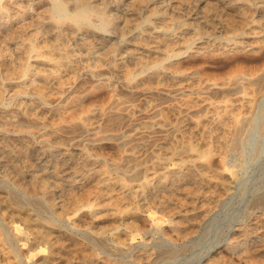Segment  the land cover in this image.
<instances>
[{
	"label": "rangeland",
	"instance_id": "1",
	"mask_svg": "<svg viewBox=\"0 0 264 264\" xmlns=\"http://www.w3.org/2000/svg\"><path fill=\"white\" fill-rule=\"evenodd\" d=\"M0 24V264H264V0H0Z\"/></svg>",
	"mask_w": 264,
	"mask_h": 264
},
{
	"label": "bare ground",
	"instance_id": "2",
	"mask_svg": "<svg viewBox=\"0 0 264 264\" xmlns=\"http://www.w3.org/2000/svg\"><path fill=\"white\" fill-rule=\"evenodd\" d=\"M221 1V0H220ZM223 1V0H222ZM225 1V0H224ZM232 1V0H231ZM246 1V0H245ZM238 2H239V0H238ZM224 3V2H223ZM242 3V2H241ZM246 3V2H245ZM226 4H227V2H226ZM232 4V3H231ZM249 5V4H248ZM223 6V5H222ZM226 6V5H225ZM243 6V5H242ZM234 7V6H233ZM240 7V6H239ZM255 7V6H254ZM243 8H247V7H243ZM252 9H253V7H251ZM19 9V8H18ZM231 9H232V7H231ZM234 9V8H233ZM255 9V8H254ZM261 9V8H260ZM17 10V9H16ZM27 10V9H26ZM229 10V9H228ZM246 10V9H245ZM249 11H251L250 9H249ZM254 11V10H253ZM231 12V11H230ZM233 12V11H232ZM235 13V12H234ZM242 13V12H241ZM18 15H19V13H18ZM242 15V14H241ZM247 15H248V13H247ZM15 16V15H14ZM18 17V16H17ZM16 17V18H17ZM239 17V16H238ZM242 17V16H241ZM248 17V16H247ZM250 17V16H249ZM3 19H4V17H3ZM6 19V18H5ZM13 19V18H12ZM27 19V18H26ZM9 20V19H8ZM39 22V21H38ZM240 22V21H239ZM241 23V22H240ZM9 24V23H8ZM45 24V23H44ZM0 25H2V24H0ZM257 25V24H256ZM43 26V25H42ZM46 26V25H45ZM44 26V27H45ZM4 27V26H3ZM60 27V26H59ZM51 28V27H50ZM42 30V29H41ZM243 30V29H242ZM28 31V30H27ZM153 31V30H152ZM32 32V31H31ZM25 33V32H24ZM30 33V32H29ZM28 34V33H27ZM39 34V33H38ZM256 34V33H255ZM58 35V34H57ZM27 36V35H26ZM29 36V35H28ZM30 37V36H29ZM149 37V36H148ZM151 37V36H150ZM163 37V36H162ZM169 37H171V36H169ZM263 37V36H262ZM262 37H260V39L262 38ZM31 38H32V36H31ZM166 38V37H165ZM167 39V38H166ZM174 39V38H173ZM264 39V38H263ZM256 40V39H255ZM254 40V41H255ZM165 41V40H164ZM170 41V40H169ZM22 42V41H21ZM155 42V41H154ZM19 43V42H18ZM23 43V42H22ZM39 43V42H38ZM168 43V42H167ZM172 43V42H171ZM175 43V42H174ZM257 43V42H256ZM255 43V44H256ZM40 44V43H39ZM205 44V43H204ZM203 44V45H204ZM216 44V43H215ZM38 45V44H37ZM161 45V44H160ZM243 45V44H242ZM134 46V45H133ZM137 46V45H136ZM216 46V45H215ZM214 46V47H215ZM17 47V46H16ZM140 47V46H139ZM142 47V46H141ZM144 47V46H143ZM222 47V46H221ZM231 47V46H230ZM246 47V46H245ZM257 47V46H256ZM38 48H39V46H38ZM152 48V47H151ZM143 49V48H142ZM208 49V48H207ZM209 49H210V47H209ZM215 49H216V47H215ZM251 49V48H250ZM21 50V49H20ZM24 50V49H23ZM149 50V49H148ZM210 50H212V49H210ZM220 50V49H219ZM249 50V49H248ZM49 51V50H48ZM144 51V50H143ZM225 51V50H224ZM230 51V50H229ZM50 53H51V50H50ZM145 53H147V52H145ZM152 53V52H151ZM206 53V52H205ZM37 54V53H36ZM49 54V53H48ZM133 54V53H132ZM153 54V53H152ZM215 54V53H214ZM46 55V54H45ZM44 55V56H45ZM50 55V54H49ZM6 56V55H5ZM165 56V55H164ZM2 57V56H1ZM4 57V56H3ZM2 57V58H3ZM34 57V56H33ZM43 57V56H42ZM5 58V57H4ZM3 58V59H4ZM55 60V59H54ZM6 61V60H5ZM29 61V60H28ZM35 61V60H34ZM41 61V60H40ZM47 61H50V60H47ZM56 63V62H55ZM235 63V62H234ZM35 64V63H34ZM33 64V65H34ZM42 64V63H41ZM64 64V63H63ZM105 64H107V63H105ZM20 65V64H19ZM42 65H44V64H42ZM56 65V64H55ZM122 65H123V63H122ZM46 66V65H45ZM50 66V65H49ZM120 66V65H119ZM125 66V65H124ZM38 67V66H37ZM52 67V66H51ZM56 67V66H55ZM57 67H60V66H57ZM145 67V66H144ZM155 67V66H154ZM29 68V67H28ZM58 69V68H57ZM113 69V68H112ZM119 70V69H118ZM27 71V70H26ZM34 71V70H33ZM32 71V72H33ZM37 71V70H36ZM125 71V70H124ZM104 73V72H103ZM107 73V72H106ZM119 73V72H118ZM121 73V72H120ZM192 73H193V71H192ZM196 73V72H195ZM244 73V72H243ZM32 74V73H31ZM176 74V73H175ZM181 74V73H180ZM189 74V73H188ZM197 74V73H196ZM35 75V74H34ZM158 75V74H157ZM169 75V74H168ZM191 75V74H190ZM239 75H241V74H239ZM184 76V75H183ZM23 77V76H22ZM32 78H33V76H31ZM263 77V76H262ZM38 78V77H37ZM42 78V77H41ZM158 78V77H157ZM188 78V77H187ZM14 79V78H13ZM44 79V78H43ZM42 79V80H43ZM58 79V78H57ZM72 79V78H71ZM170 79H173V78H170ZM263 79H264V77H263ZM30 80V79H29ZM32 80V79H31ZM45 80V79H44ZM261 80V79H260ZM22 81V80H21ZM35 81V80H34ZM52 81V80H51ZM257 82H259V81H257ZM39 83V82H38ZM58 83V82H57ZM3 84V83H2ZM256 84V83H255ZM262 84V83H261ZM260 84V85H261ZM252 85H253V83H252ZM22 86V85H21ZM3 89V88H2ZM5 90V89H4ZM57 90V89H56ZM29 93V92H28ZM61 94H62V91H61ZM145 94H146V92H145ZM65 95V94H64ZM147 95H148V93H147ZM17 96V95H16ZM20 96V95H19ZM72 99V98H71ZM160 99V98H159ZM241 99V98H240ZM246 99V98H245ZM239 100V99H238ZM250 100V99H249ZM45 101V100H44ZM201 102V101H200ZM112 103V102H111ZM171 105V104H170ZM209 105H211V104H209ZM112 106V105H111ZM119 106V105H118ZM117 106V107H118ZM207 106V105H206ZM245 106V105H244ZM177 107V106H176ZM218 108V107H217ZM95 109V108H94ZM202 109H204V108H202ZM219 109V108H218ZM223 109V108H222ZM105 110V109H104ZM103 110V111H104ZM111 110V109H110ZM204 110H206V109H204ZM91 111H93V110H91ZM188 111V110H187ZM214 111V110H213ZM224 111V110H223ZM222 112V111H221ZM89 113V112H88ZM201 113V112H200ZM204 113V112H203ZM187 114V113H186ZM189 115V114H188ZM203 115V114H202ZM91 116V115H90ZM157 116V115H156ZM102 117V116H101ZM115 117H117V115L115 116ZM189 117V116H188ZM112 118V117H111ZM118 118V117H117ZM218 118H219V116H218ZM112 119H114V118H112ZM112 119H110V120H112ZM128 119V118H127ZM105 120V119H104ZM108 120V119H107ZM109 120V121H110ZM129 120V119H128ZM217 120V119H216ZM21 121V120H20ZM23 121H24V119H23ZM196 121V120H195ZM107 122V121H106ZM21 123V122H20ZM49 123V122H48ZM207 123V122H206ZM214 123H215V121H214ZM224 123V122H223ZM3 124V123H2ZM6 124V123H5ZM9 124H11V123H9ZM15 124V123H14ZM73 124V123H72ZM81 124V123H80ZM117 124V123H116ZM33 125V124H32ZM41 124H39V126H40ZM74 125V124H73ZM103 125V124H102ZM215 125V124H214ZM31 126V125H30ZM36 126V125H35ZM34 126V127H35ZM71 126V125H70ZM85 126V125H84ZM114 126V125H113ZM219 126V125H218ZM60 127V126H59ZM62 127V126H61ZM66 127V126H65ZM83 127V126H82ZM115 127V126H114ZM30 128V127H29ZM37 128V127H36ZM84 128V127H83ZM82 128V129H83ZM40 129V128H39ZM67 129V128H66ZM65 129V130H66ZM69 129V128H68ZM101 129V128H100ZM42 130H43V127H42ZM49 131V130H48ZM64 131V130H63ZM165 132V131H164ZM52 133V132H51ZM88 133V132H87ZM167 133V132H166ZM169 133V132H168ZM198 133V132H197ZM75 134V133H74ZM92 134V133H91ZM96 134V133H95ZM169 134H171V133H169ZM13 136V135H12ZM169 136H171V135H169ZM122 137V136H121ZM95 138V137H94ZM143 140V139H142ZM168 140V139H167ZM15 141V140H14ZM17 141V140H16ZM18 141H19V139H18ZM70 141V140H69ZM157 141H159V140H157ZM156 142V141H155ZM170 142V141H169ZM23 143V142H22ZM183 143V142H182ZM108 144H110V143H108ZM155 144V143H154ZM181 144V143H180ZM94 145V144H93ZM96 145V144H95ZM137 145V144H136ZM105 146V145H104ZM120 146V145H119ZM110 147V146H109ZM121 147V146H120ZM123 147H125V146H123ZM185 147V146H184ZM100 148V147H99ZM106 148V147H105ZM122 148V147H121ZM109 149V148H108ZM124 149V148H123ZM122 149V150H123ZM186 149V148H185ZM187 150V149H186ZM186 150H184L185 152H186ZM58 156V155H57ZM66 156V155H65ZM65 158H67V157H65ZM69 158V157H68ZM125 158H128V157H125ZM129 158H130V156H129ZM136 158V157H135ZM138 159V158H137ZM127 160V159H126ZM128 160H130V159H128ZM76 161V160H75ZM99 161V160H98ZM145 161V160H144ZM54 162V161H53ZM205 162V161H204ZM58 163H59V161H58ZM87 163V162H86ZM100 163V162H99ZM194 163V162H193ZM52 164V163H51ZM76 165L78 164L77 162L75 163ZM74 164V165H75ZM97 164V163H96ZM61 165V164H60ZM80 165V164H79ZM87 165V164H86ZM81 166V165H80ZM92 166V165H91ZM113 166V165H112ZM119 167V166H118ZM206 167V166H205ZM99 168V167H98ZM108 168V167H107ZM128 169V168H127ZM190 170V169H189ZM193 170V169H192ZM102 171V170H101ZM155 171V170H154ZM225 171V170H224ZM105 172V171H104ZM175 172V171H174ZM77 173V172H76ZM109 173V172H108ZM171 173V172H170ZM179 173V172H178ZM165 174V173H164ZM164 174H162V175H164ZM169 174V173H168ZM95 175V174H94ZM101 175V174H100ZM58 176V175H57ZM69 176V175H68ZM86 176V175H85ZM84 176V177H85ZM92 176V175H91ZM175 176V175H174ZM225 176V175H224ZM21 177H23V176H21ZM93 177V176H92ZM110 177V176H109ZM112 177V176H111ZM176 177V176H175ZM174 177V178H175ZM183 177V176H182ZM191 177V176H190ZM220 177V176H219ZM94 178V177H93ZM164 178V177H163ZM84 179V178H83ZM82 179V180H83ZM91 179V178H90ZM89 179V180H90ZM104 179V178H103ZM119 179V178H118ZM123 179H125V178H123ZM153 179V178H152ZM157 179V178H156ZM179 180V179H178ZM181 180H184V179H181ZM100 181V180H99ZM121 181V180H120ZM123 181V180H122ZM171 181V180H170ZM90 182V181H89ZM106 182H108V181H106ZM145 182V181H144ZM158 182V181H157ZM109 183V182H108ZM169 183V182H168ZM202 183V182H201ZM79 184V183H78ZM101 184V183H100ZM107 184V183H106ZM142 184V183H141ZM151 184V183H150ZM82 185V184H81ZM96 185H99V184H96ZM113 185V184H112ZM152 185H153V182H152ZM213 185V184H212ZM79 186V185H78ZM106 186V185H105ZM170 186V185H169ZM107 187V186H106ZM110 187V186H109ZM118 187V186H117ZM124 187V186H123ZM69 188H71V187H69ZM181 188H183V187H181ZM214 188H216V187H214ZM76 189V188H75ZM74 189V190H75ZM78 189V188H77ZM122 189V188H121ZM131 189V188H130ZM166 189V188H165ZM207 189V188H206ZM129 190V189H128ZM82 191V190H81ZM165 191H167V190H165ZM171 191H173V190H171ZM133 193V192H132ZM168 193V192H167ZM87 194V193H86ZM91 194V193H90ZM139 194V193H138ZM106 195V194H105ZM90 196V195H89ZM88 196V197H89ZM104 196V195H103ZM107 196V195H106ZM142 196H143V194H142ZM101 197V196H100ZM129 197V196H128ZM98 198V197H97ZM109 198V197H108ZM142 198V197H141ZM213 198V197H212ZM94 199V198H93ZM111 199H113V198H111ZM210 199V198H209ZM97 200V199H96ZM194 200V199H193ZM215 200V199H214ZM137 202V201H136ZM202 202V201H201ZM91 203V202H90ZM98 203H100V202H98ZM118 203H120V202H118ZM172 205V204H171ZM195 206V205H194ZM89 207V206H88ZM94 207V206H93ZM123 207V206H122ZM196 207V206H195ZM134 208V207H133ZM194 208V207H193ZM107 209V208H106ZM99 210V209H98ZM102 210H104V209H102ZM108 210V209H107ZM197 211V210H196ZM89 212V211H88ZM99 212V211H98ZM108 212V211H107ZM128 212V211H127ZM90 213V212H89ZM93 214V213H92ZM95 214H96V211H95ZM99 214V213H98ZM132 215V214H131ZM125 217V216H124ZM95 218H96V216H95ZM116 218V217H115ZM184 218V217H183ZM189 218H191V217H189ZM194 218V217H193ZM109 219V218H108ZM123 219V218H122ZM173 219V218H172ZM114 220V219H113ZM185 220V219H184ZM115 221V220H114ZM127 221V220H126ZM107 222V221H106ZM262 222V221H261ZM12 223H13V221H12ZM100 223V222H99ZM102 223H103V221H102ZM118 223V222H117ZM124 223V222H123ZM105 224V223H104ZM123 225V224H122ZM123 227V226H122ZM175 227V226H174ZM254 227V226H253ZM22 230V228H21V226L20 225H15V231H16V233H19L20 231ZM249 231V230H248ZM26 233H28V232H26ZM242 233V232H241ZM62 234H63V232H62ZM263 234H264V232H263ZM61 235V234H60ZM70 235V234H69ZM260 235V234H259ZM4 236V235H3ZM257 236V235H256ZM61 237V236H60ZM64 237V236H63ZM132 238V237H131ZM63 239H65V238H63ZM69 239H71V238H69ZM68 239V240H69ZM246 239V238H245ZM255 239H257V237H255ZM5 240V239H4ZM3 240V241H4ZM75 243V242H74ZM251 243V242H250ZM258 243H260V242H258ZM246 244V243H245ZM255 245V244H254ZM261 245V244H260ZM1 246V245H0ZM8 246V245H7ZM1 247H3V246H1ZM247 247V246H246ZM258 247V246H257ZM9 248H11V247H9ZM6 249V248H5ZM47 249V248H46ZM84 249V248H83ZM90 249V248H89ZM82 250V249H81ZM86 250H87V248H86ZM7 251H9V249L7 250ZM48 251V250H47ZM91 251V250H90ZM4 253V252H3ZM34 253V252H33ZM64 253V252H63ZM264 253V252H263ZM14 254V253H13ZM46 254V253H45ZM259 254V253H258ZM2 255V254H1ZM4 255V254H3ZM14 255H16V254H14ZM257 255V254H256ZM17 256V255H16ZM251 256V255H250ZM260 256V255H259ZM43 257V256H42ZM86 257V256H85ZM3 258V257H2ZM13 259V258H12ZM17 259H18V256H17ZM40 259V258H39ZM38 259V260H39ZM2 260V259H1ZM6 262V261H5ZM8 262V261H7ZM88 262V261H87ZM3 263V262H2ZM22 263V262H21ZM89 263V262H88ZM114 263V262H113ZM211 264V263H210ZM213 264H215V263H213Z\"/></svg>",
	"mask_w": 264,
	"mask_h": 264
}]
</instances>
